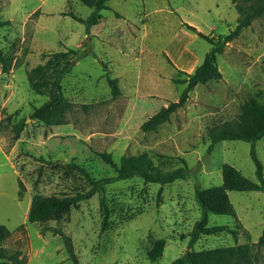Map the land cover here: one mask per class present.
Listing matches in <instances>:
<instances>
[{"label":"rangeland","instance_id":"obj_1","mask_svg":"<svg viewBox=\"0 0 264 264\" xmlns=\"http://www.w3.org/2000/svg\"><path fill=\"white\" fill-rule=\"evenodd\" d=\"M107 4L86 45L84 25L69 15H88L90 8L79 0H0V20H8L0 25V48L12 60L9 72L0 65V224L10 231L0 245L20 250L25 264H73L64 236L71 239L81 264H170L188 249L201 216L195 183L203 188L220 184L224 162L256 180L250 143L222 140L206 154V130L234 117L251 96L264 102V14L217 55L221 79L197 84L168 121L155 132H145L141 124L161 106L178 100L185 86L178 80L209 51L211 44L198 32L227 34L238 12L232 0ZM69 49L85 51L60 81L72 105L63 123L45 124L30 114L47 99V92L31 89L27 70L41 63L53 73L61 61L52 53ZM186 59L192 62L188 69L183 66ZM106 75L117 78L119 95L112 96ZM22 119L24 127L15 138L14 124ZM255 150L264 170V136ZM100 151L111 153L116 162L123 154L146 152L162 169L187 165L191 173L166 184L138 177L113 181L42 222L27 221L33 194L64 196L90 188L72 164L81 165L93 178L112 176L114 169L100 158ZM18 180L25 186L21 198ZM228 195L235 216L209 213L207 225L241 223L245 230L236 240L225 231L201 234L194 250L258 240L264 228V192ZM102 198L109 210L103 229ZM158 238L165 244L152 261L149 251ZM257 253L259 264H264V246Z\"/></svg>","mask_w":264,"mask_h":264},{"label":"trees","instance_id":"obj_2","mask_svg":"<svg viewBox=\"0 0 264 264\" xmlns=\"http://www.w3.org/2000/svg\"><path fill=\"white\" fill-rule=\"evenodd\" d=\"M90 8L87 16L82 17L73 12L69 15L81 22L85 27L86 45L89 38L93 35L90 31L93 25L98 24L102 19L101 11L108 8L109 0H79ZM238 12L236 24L227 34H219L216 37L208 36L201 32L198 35L207 40L211 47L203 57L200 64L196 65L190 72H184L185 77L178 80L184 83L178 100L170 101L167 105L161 106L156 112L150 115L142 124L141 129L145 132L157 131L158 127L169 120L170 115L179 107L183 106L188 98V94L197 84H205L212 80L222 78V73L217 64V55L224 50L226 43L237 37L240 31L249 26L258 16L264 14V0H232ZM8 23V20H0V25ZM68 51L72 56H68ZM68 51H57L52 53L56 59L61 61V66L56 68L53 73L47 71L44 64L38 63L27 70V79L31 89L35 91L46 90L47 99L39 106L34 107L30 116L40 119L49 125L61 124L65 120L67 111L70 110L72 103L61 91L60 81L69 72L73 63L80 58L82 53L74 49ZM167 61L172 63L170 57L164 53ZM0 65L3 72H9L12 60L2 52L0 48ZM106 80L110 86L113 97L119 95L120 89L117 78L106 75ZM24 127V120L14 124V137L17 138ZM206 134L209 144L206 149L208 154L213 145L222 140H242L250 143V158L254 163V173L256 180H252L241 173L233 165L224 162L221 165L222 181L218 185L203 188L198 183L194 185V198L200 208L201 216L195 223L188 241V249L170 264H259L257 251L264 246V228L258 240L255 242L234 243L217 248L194 250L192 247L199 235L214 234L220 231L228 232L236 240L239 232L245 230L241 223L235 227L225 224L207 225L208 214L233 215L235 209L229 199V191H263L264 192V170L263 164L257 156L255 143L264 136V102L258 101L254 96L246 99L241 105L239 112L232 118L226 119L207 127ZM100 158L114 169L112 176L93 178L88 171L78 164L72 166L82 172L89 180L91 186L87 191L77 192L72 195L46 196L35 193L31 196L27 221L30 223L42 222L56 212L78 205L79 202L92 197L96 192L103 189L106 184L118 180H126L138 177L147 182L159 184L171 183L177 179H184L191 173L187 165H182L173 169H162L157 166L153 159L146 152L137 154H123L116 162L111 153L97 152ZM25 186L18 180V196L24 194ZM100 208L103 213L102 229L108 226L107 216L108 207L104 198L100 201ZM46 229V228H44ZM54 233L62 234L58 228H52ZM10 234L4 224H0V243ZM64 243L68 258L73 264H81L72 248L71 239L64 236ZM165 244L164 238L154 241L149 257L155 261L161 255ZM0 264H25V259L21 256L20 250L7 251L0 245ZM115 264V263H112ZM160 264V263H153ZM166 264V263H165Z\"/></svg>","mask_w":264,"mask_h":264},{"label":"crops","instance_id":"obj_3","mask_svg":"<svg viewBox=\"0 0 264 264\" xmlns=\"http://www.w3.org/2000/svg\"><path fill=\"white\" fill-rule=\"evenodd\" d=\"M91 33H92V31H91ZM191 63L192 62L190 60L186 59L183 61V66L188 69V67L191 65Z\"/></svg>","mask_w":264,"mask_h":264}]
</instances>
